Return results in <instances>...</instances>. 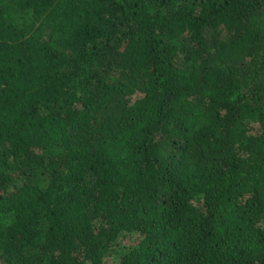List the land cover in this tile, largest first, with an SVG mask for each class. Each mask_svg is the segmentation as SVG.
<instances>
[{"label": "trees", "instance_id": "trees-1", "mask_svg": "<svg viewBox=\"0 0 264 264\" xmlns=\"http://www.w3.org/2000/svg\"><path fill=\"white\" fill-rule=\"evenodd\" d=\"M0 264H264V0H0Z\"/></svg>", "mask_w": 264, "mask_h": 264}]
</instances>
